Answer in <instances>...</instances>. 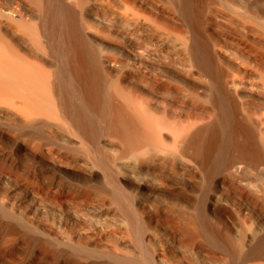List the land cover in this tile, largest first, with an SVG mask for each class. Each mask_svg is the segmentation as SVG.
<instances>
[{
    "label": "bare ground",
    "instance_id": "obj_1",
    "mask_svg": "<svg viewBox=\"0 0 264 264\" xmlns=\"http://www.w3.org/2000/svg\"><path fill=\"white\" fill-rule=\"evenodd\" d=\"M18 250L264 264V0H0V251Z\"/></svg>",
    "mask_w": 264,
    "mask_h": 264
},
{
    "label": "rangeland",
    "instance_id": "obj_2",
    "mask_svg": "<svg viewBox=\"0 0 264 264\" xmlns=\"http://www.w3.org/2000/svg\"><path fill=\"white\" fill-rule=\"evenodd\" d=\"M19 251V250H18ZM18 251H16V252H18ZM3 253H1V251H0V264H53L54 262V264H58V263H56L57 261H46V260H44L43 258H40V257H38V256H36V255H33V254H30V253H27V252H24V251H19V253H20V255L18 256V253H16V252H13V253H16L15 255L12 253H5V254H8V256L6 257V256H4V255H2V254H4V251H2ZM23 252V253H22ZM26 253V255H24ZM9 254H10V256H9ZM21 255H23V256H21ZM29 255H32V257L31 256H29ZM26 256V258L24 259L23 257H25ZM29 256V257H28ZM10 257V258H9ZM15 258V259H14ZM16 260L17 261V263H16V261H15V263L13 262L14 260ZM22 259H24V262H23V260ZM41 259V260H40ZM13 260V261H12ZM19 260V261H18ZM20 260H22V261H20ZM29 261V262H28ZM45 261V262H44ZM28 262V263H27Z\"/></svg>",
    "mask_w": 264,
    "mask_h": 264
}]
</instances>
